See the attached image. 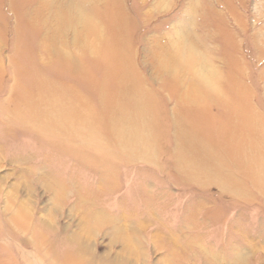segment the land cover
I'll return each mask as SVG.
<instances>
[{
	"label": "rangeland",
	"instance_id": "obj_1",
	"mask_svg": "<svg viewBox=\"0 0 264 264\" xmlns=\"http://www.w3.org/2000/svg\"><path fill=\"white\" fill-rule=\"evenodd\" d=\"M198 238L264 264V0H0V264Z\"/></svg>",
	"mask_w": 264,
	"mask_h": 264
},
{
	"label": "clouds",
	"instance_id": "obj_2",
	"mask_svg": "<svg viewBox=\"0 0 264 264\" xmlns=\"http://www.w3.org/2000/svg\"><path fill=\"white\" fill-rule=\"evenodd\" d=\"M118 230L119 226H113ZM196 264H253L251 254L245 253L235 241L215 243L206 238L191 242Z\"/></svg>",
	"mask_w": 264,
	"mask_h": 264
}]
</instances>
